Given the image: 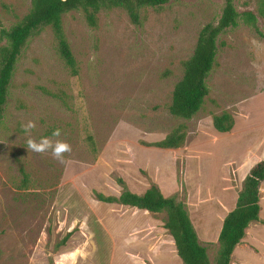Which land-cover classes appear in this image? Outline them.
Returning <instances> with one entry per match:
<instances>
[{
	"label": "rangeland",
	"instance_id": "1",
	"mask_svg": "<svg viewBox=\"0 0 264 264\" xmlns=\"http://www.w3.org/2000/svg\"><path fill=\"white\" fill-rule=\"evenodd\" d=\"M260 1L233 3L254 12L264 35ZM222 3L143 7L140 25L119 7L98 11L93 26L82 12L68 11L60 22L74 73L49 27L29 39L0 125V264H181L163 212L94 196L141 193L150 184L183 203L212 262L221 221L249 167L264 158V38L241 20L226 29L198 111L175 117L168 105L199 29L216 21ZM29 5L0 0V23H15ZM223 112L232 125L220 133L212 117ZM29 120L36 122L31 138L66 141L72 151L57 160L51 151L28 150L21 125ZM56 128L61 135L52 137ZM176 129L183 132L179 145H153ZM259 208L228 264H264V180Z\"/></svg>",
	"mask_w": 264,
	"mask_h": 264
},
{
	"label": "trees",
	"instance_id": "2",
	"mask_svg": "<svg viewBox=\"0 0 264 264\" xmlns=\"http://www.w3.org/2000/svg\"><path fill=\"white\" fill-rule=\"evenodd\" d=\"M172 0H30L27 12L8 27L0 23V125L8 98L9 85L16 62L29 39L42 28L49 27L56 42L59 57L74 73V62L63 37L60 17L76 10L82 12L89 26L95 24V14L100 10L122 8L134 25H140L139 11L143 7L160 8ZM234 0H223L215 22L205 23L198 31L190 56L182 62V73L174 83L168 112L181 118H191L200 108L207 93L206 80L210 74L217 51V38L228 28H234L241 20L254 33L264 38L251 9L238 11ZM259 14L264 17V0L260 1ZM232 125L229 114L223 112L212 117L217 132H225ZM183 132L177 129L153 143L156 147L170 148L181 143ZM25 176V175H24ZM25 180V177L24 179ZM264 180V158L255 161L246 172L242 186L237 192L233 207L224 215L217 235L218 248L212 262L206 248L197 239L196 232L182 202L175 195H163L155 184L141 193L122 189L118 195L94 192L96 200L104 203L163 212V226L170 235L176 255L181 264H228L233 248L240 243L250 222L259 221V185Z\"/></svg>",
	"mask_w": 264,
	"mask_h": 264
},
{
	"label": "clouds",
	"instance_id": "3",
	"mask_svg": "<svg viewBox=\"0 0 264 264\" xmlns=\"http://www.w3.org/2000/svg\"><path fill=\"white\" fill-rule=\"evenodd\" d=\"M23 131L29 136L27 140V148L36 153L44 154L51 151V155L54 159L62 160L65 153H70L72 151V146L62 140H53L48 137H42L39 141L31 138V132L36 127V122L29 120L21 125ZM61 135V130L56 128L52 132V137H59Z\"/></svg>",
	"mask_w": 264,
	"mask_h": 264
}]
</instances>
